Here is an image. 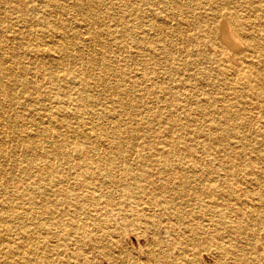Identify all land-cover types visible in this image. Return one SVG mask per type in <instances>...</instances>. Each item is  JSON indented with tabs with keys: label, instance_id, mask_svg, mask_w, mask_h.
Masks as SVG:
<instances>
[{
	"label": "bare ground",
	"instance_id": "6f19581e",
	"mask_svg": "<svg viewBox=\"0 0 264 264\" xmlns=\"http://www.w3.org/2000/svg\"><path fill=\"white\" fill-rule=\"evenodd\" d=\"M60 1L72 5L64 10L83 9L78 51L70 33L61 32L39 49L50 62L43 66L76 60L70 72L111 89L112 109L121 110L107 118L108 129L97 117L109 106L92 112L93 92L51 71L48 97L39 99L35 94L45 85L36 84L33 73L22 78L16 59L0 46V160L13 157L21 172L10 174L9 163L0 162V264L32 255L37 264H196L197 254L211 247L227 264L256 259L262 243L249 231L252 222L264 223V0H121L120 30L118 24L102 27L100 0ZM224 13L241 40L225 20L218 26L220 43L214 38L215 17ZM103 34L122 51L126 87L117 77L108 79L106 52L92 51L107 42ZM83 45L92 46L88 53ZM99 63L98 76L93 69ZM180 65L185 72L175 80ZM162 70L171 75L166 81L159 79ZM19 81L32 88L29 99L36 102L21 114L30 121L22 120V136L11 126L17 125L11 104ZM67 86L65 95L60 90ZM76 93L83 104L74 113L85 103L92 107L81 109L83 124L73 129L88 143H70L61 130L70 127L63 120L70 115L47 103L56 100L63 110ZM126 105L139 114L124 111ZM135 115L145 132L134 124ZM189 122L194 129L187 130ZM18 137L20 148L12 149ZM125 222L142 227L138 237L150 246L144 255L119 243Z\"/></svg>",
	"mask_w": 264,
	"mask_h": 264
},
{
	"label": "rangeland",
	"instance_id": "374dc122",
	"mask_svg": "<svg viewBox=\"0 0 264 264\" xmlns=\"http://www.w3.org/2000/svg\"><path fill=\"white\" fill-rule=\"evenodd\" d=\"M49 1L50 2L47 4V2H45V0H32V1L31 0H0V46H1V48H3L5 55L12 56L14 59H16V61L18 63L17 70H19L21 72L22 78H26V80L30 79V75H32V73H33V78H34L33 81H35L36 84H41L42 87H43V85H45V88L43 87L44 90L43 89L40 90L42 92L35 94L36 96L40 94L39 99L43 98V96H45V98L48 97L46 95V94H48L46 92L48 87H46V86H49L51 84L50 83V76L48 75V73L50 71L55 73L53 75V77H56V75H59V74H60V76L62 74L68 75L67 76V78H68L67 83L69 82V80L72 81V79H71L72 77H75V81H79L81 83V86L84 89L85 88L89 89L90 91L93 92L94 97H96L95 100L93 101L95 104V105H93V107L96 110H93L92 112L98 113V111H100L101 108H103L104 104L106 106H109V109L106 111V114H102L100 117H97L98 118L97 120L99 122H103V124H105V126L109 129L111 123H110V121H108L109 119H107V118L110 116L113 117L114 115H116V113H119L121 110V107H119V106H116V107H114V109H112L111 99L114 97V94H113V91H111V89H109L108 87H106L102 83H100V84L97 83V85L95 86V84L91 83L90 81H88L86 79L81 80L79 77L75 76L74 73H72L70 71H71V69L77 67L78 62L74 59L72 60V58H70V57H68L66 59L64 58L61 61H58L60 63L58 65L59 68L45 67V65L50 66V62L48 61L49 59L46 58V56H40L39 49H42L45 46L49 45L53 39H58V35L61 32H66V33L69 32L71 39H72L71 41L73 42V44L75 42H77L78 39H75V38H77L78 31L80 30V28H78V26H77V23H79L78 18H80V17L83 18V16H84L83 9L79 10L76 6H73L67 10H64L61 8V6L67 5L69 3L65 4V3H62L60 0H49ZM67 1L71 2V0H67ZM69 5H71V4H69ZM96 6H98L104 14V20L105 21L103 22L102 27L105 26V28H107L108 26H113V24H118L117 30H120L121 0H100V2L96 3ZM233 10L238 11L239 8L234 7ZM242 12L244 13V11H242ZM222 20H225L228 23V26L230 27L229 29L231 32H233L234 34H237V31H236L237 29H236V27H234L231 17H229V15L226 13L220 14L217 18L215 17V20H214V24L217 27V30L215 31V34H214V38L219 43L222 39V35L219 34V27L218 26L220 25V22ZM55 32H56V34H55ZM72 33H73V37H72ZM74 33L75 34L77 33L76 36ZM118 35H119V39H120L121 38L120 31H119ZM237 37L241 40V37L238 34H237ZM102 38H103V40H105L107 42L105 44L104 43L99 44V46H94L93 47L94 50H92V51H97V52L105 51L106 52V54L109 57V60H108L109 63L108 64L110 66V69H108V71L110 73L107 72L108 79L114 80V78L117 77L120 80L121 85L126 87V84L128 83L126 80L128 79L129 75H127L126 69L128 70V66H126L127 64L124 62L125 60L123 59L122 51H120L118 49L119 45L113 44V42L111 43V41L109 40V38L105 34L102 35ZM176 38L177 37H175V39ZM74 46L76 47L75 51L77 52L78 46L76 45V43L74 44ZM83 46L85 47L84 51H86V53H88V51H90V49L92 47V46H87V45H83ZM175 47L177 49V46H175ZM1 48H0V53H2ZM174 48H172L173 52L175 53L174 56L184 58L179 54L181 52H175ZM187 49H188V51H190L192 49V47L190 46ZM243 49H244L243 45H240L239 50H237V51H242ZM182 54L184 55V53H182ZM116 56H119V58ZM121 61H123V62H121ZM43 64H45V65L43 66ZM39 65L43 66L47 69L45 70V68H43L44 71L41 72V68ZM96 67H98V68H96ZM102 67H103V65L100 63L98 65L94 66L93 72L95 73V75L99 76V75L103 74ZM183 68L185 69L186 67L180 65L177 67V70L176 69L174 70V72H173L174 78L173 79L176 80V78L178 76L182 75L181 74L182 71L185 72V70ZM176 71H177V73H176ZM161 72H160V75H158L159 79H163L164 81H166L167 77L171 76L169 73L165 72L164 70H162ZM4 82L7 84L9 82V79L8 80L4 79ZM209 87L211 88L210 90H211L213 95L218 94L217 93L218 91H216L212 85H210ZM30 89H32V88L27 87V89H26V87H23L21 85L20 81L18 83L16 82V87L13 88V90H14L13 93L16 94V98H13L12 104H11V106H13V107H11V108L13 109L12 112H14V116H15V120H16L17 125H15L11 122V126H14L13 130L18 134V136H22V132L25 130L24 127L26 125L30 126V121L27 122L26 117H22L21 114L29 111V109L31 107L36 106V102H33L32 100L29 99L28 90H30ZM65 90L68 92H66ZM61 91L65 92V95L69 94V86H67L66 89H64V88L61 89L60 92ZM76 94L74 95L75 98L71 99L70 102L67 103L65 109H63V110H60L57 107L58 105L56 103V100L53 101L51 99L47 103H48V107L52 108L54 111H60V114L63 113L65 115H70V117H66V116L63 117L64 121L71 124L70 127H62L61 128V130H63L67 134L68 138L70 139V143L72 141H73L72 143H74V144L88 143V142H90L91 139L81 137V136L79 137V135H77V134H75V132H73V129H76L79 124H83L82 121H80L81 118H79L80 112L82 111L81 109L83 107L80 110L78 108V113H76V111L74 113V110L77 108V105L83 104V102H81V100L79 99L78 94L77 95ZM130 94H131V92H130ZM33 96H34V94H33ZM39 99L37 101H39ZM124 103L126 104V101H124ZM148 103H149L151 108L152 107H158L163 112H166V110L164 109V106L161 105L162 103H160V102L155 103V102H151L150 100H148ZM86 105H87V107H85ZM84 108H86V109L91 108L92 109V107H90V105L87 103H85ZM123 110L124 111H129V110L134 111L135 109L133 106L129 107L126 105L123 107ZM134 112L136 114H139L137 109ZM146 113H148V110L146 111ZM22 120L26 121L25 122L26 125L22 122ZM134 120L137 121L134 124L138 125L137 126L138 129L139 130L141 129L145 132L147 127L143 126L141 124H138L141 122L140 121V115H135ZM122 121H124V119H122ZM154 121L158 124L157 120H154ZM158 125H160V124H158ZM153 126H154L153 128H157L156 125H153ZM246 128L247 127H244V129H246ZM188 129H190V130L194 129L193 123L189 122V127L187 126V130ZM72 135H74V136H72ZM147 136L154 137L151 134H149ZM20 138H22V137H18V138H15L16 140H12V142H11L12 143V146H11L12 149L19 150L20 146L18 145L19 146L18 147L17 144H19V142L22 140V139L19 140ZM101 140H102V137H101ZM219 156H221V155L219 154ZM1 158L5 159L6 157H1ZM222 158H224V157H222ZM214 159H215V161H218L219 158L216 157ZM208 160H212V158L210 157V159L208 158L207 161ZM0 162L1 163L2 162L3 163L4 162L9 163V171L8 172L10 174L11 173H21L20 170H17V168L15 167V164L17 163V161H15L13 157H11L9 161L0 160ZM260 165L264 166V163L263 164L260 163ZM134 167L141 168L142 166H140L139 164H136V165H134ZM224 211L225 210L223 209V212ZM228 218L234 220L235 216L234 215L231 216V213H228ZM251 224L252 225L250 226V228L254 227V230L249 231V233L253 232V235H255L254 237H256L258 239V241H260L262 243L261 246L259 247V249L257 250L259 256L256 259H252L250 261L249 260H242L243 262L241 261V263H239V264H247V263L248 264H264V252H263V248H264V223L258 224V222L256 221V222H252ZM248 226H249V224H248ZM124 228H126L127 233L124 234V232H121L119 230V233H120L119 243H121L124 247H127L128 249H131L133 251H137L136 253L140 252V254L144 255L143 253H145V251H148L150 249V246L146 245L144 238L138 237V233L140 234V230L142 227H140L139 225H135V224H132L130 226L129 223L125 222ZM247 234H248V232H247ZM248 236H250V235L248 234ZM141 245H143V247H141ZM83 249L86 250V247H83ZM251 255L254 256L253 254H251ZM138 256H139V254H138ZM197 256H198L197 261L199 263L196 262V264H227L224 260H219L216 258V256L217 257H219V256L217 254L216 249H214V247H211L210 251H208V252H201V253L197 254ZM34 258H35L34 255H32L31 260H26V259H23L21 257V259L20 258L12 259L13 262H10V263L11 264H25L26 263L25 261H29L28 264H37V263L33 262ZM36 259L38 260L37 257H36ZM94 260L95 259H93V261ZM1 261H8L9 262L8 258L7 259L1 258ZM120 264H122V263L120 262Z\"/></svg>",
	"mask_w": 264,
	"mask_h": 264
}]
</instances>
